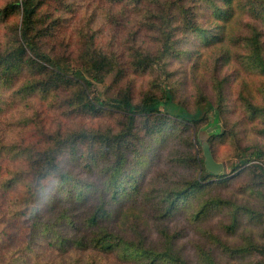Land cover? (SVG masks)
Returning a JSON list of instances; mask_svg holds the SVG:
<instances>
[{"label":"trees","instance_id":"obj_1","mask_svg":"<svg viewBox=\"0 0 264 264\" xmlns=\"http://www.w3.org/2000/svg\"><path fill=\"white\" fill-rule=\"evenodd\" d=\"M50 1L9 0L0 7V20L5 24L10 21L8 38L0 41V100L3 89L13 86L22 75L24 79L13 91L20 101L35 93L58 102L63 94L61 106L71 112L93 114L109 108L123 117L118 128L46 130L39 150L6 142L0 135V161L22 158L27 162V168H16L9 177L1 174L0 179L5 190L21 188L14 215L29 222L21 247L0 264H43L36 248L44 244L61 253L59 264H107L110 255L122 264H192L177 245L178 233L167 226L191 196L199 198L195 213L199 219L211 210L227 209L229 229L239 226L243 217L261 220L262 212L251 204L222 196L225 185H218L220 180L207 171L196 145L200 143L198 129L214 125L218 131L217 114L225 117L222 137L237 138L236 125L226 117L229 105L251 117L241 120L246 130L250 128L252 138L247 145L237 138L232 180L238 179L240 190L262 193L264 0H107L109 11L118 9L125 26L132 13L138 15L134 33L128 32L133 46L138 44L129 55L135 69L161 71L155 87L143 91L138 100L131 86L107 93L104 99L93 95V81L104 82L120 69L123 55L115 50L118 40L105 43L110 47L101 45L91 15L87 34L77 42L61 37L64 30L60 33L58 25L63 18L45 7ZM142 32L151 44L140 42ZM71 45L77 50L71 51ZM72 58L81 65L74 66ZM185 63L195 89L194 99L188 102L178 98L183 82L177 65ZM228 69L239 83L234 98L228 91V74H219ZM242 73L256 78L247 80ZM202 79L212 87L213 96L207 95ZM205 101L211 106L200 112L198 105ZM214 135L209 143L217 159ZM163 146L168 155L173 150L166 162L173 164H166L165 170L161 163L167 154L154 164ZM153 147L148 162L156 168L145 184L138 176L147 167L145 158ZM61 157L77 163L89 159L94 167H101L99 173L110 174L102 184L89 181L64 167ZM176 167L198 173L188 178L182 174L180 180L171 176ZM48 180L54 184L51 191L46 189ZM121 190L129 194L130 202L119 200ZM61 201L65 204L59 207ZM87 205L90 209L83 215ZM57 208L51 218L49 213ZM146 224L155 228L156 242L145 233ZM65 226L72 230L65 231ZM218 241L232 256L264 254V243L253 239L233 248ZM201 251L204 264H221L211 251Z\"/></svg>","mask_w":264,"mask_h":264},{"label":"rangeland","instance_id":"obj_2","mask_svg":"<svg viewBox=\"0 0 264 264\" xmlns=\"http://www.w3.org/2000/svg\"><path fill=\"white\" fill-rule=\"evenodd\" d=\"M9 0H0V7L4 6ZM45 7H50L52 11H55L57 15L63 19L58 25V30H64L60 36L67 37L72 42H77L80 36L87 34V18L91 15L94 19V27L98 30V42L106 47H110L109 42L111 39H117L116 52L122 57V63L120 69L111 73L104 82L93 81L92 89L93 95H97L100 98H105L108 94H115L120 88L131 86L133 88V94L135 100L142 97V92L147 90L149 87L154 88L158 78L161 76L159 68L142 72L135 69L130 62V51L133 49V38L129 36V33H134L132 28L134 26L135 19L138 15L131 14L129 21L125 24L121 21L118 14V9L114 8L109 11L107 0H52L45 3ZM252 14V13H251ZM250 15V14H249ZM248 15V18H249ZM10 21L2 22L0 20V41L4 42L8 38V28ZM100 30V32H99ZM83 32V33H82ZM127 32V33H126ZM140 42L143 44H151V39L146 33L140 34ZM84 39V37H83ZM196 41V39L194 38ZM61 43V41H58ZM76 45H71V51L77 50ZM73 65L78 67L81 62L72 58ZM180 69L179 76L182 78L178 98L180 100H186L187 102L193 100L192 93L194 92V86L190 79H188L189 65L178 64ZM231 70L228 69L225 72H219L220 75L228 74L227 86L230 92L231 98L235 97L237 89H239V83L234 80L231 75ZM243 74V73H242ZM231 75V76H230ZM209 76V73L207 74ZM247 80L251 78L247 74ZM89 78L86 75V78ZM24 79V76H19L17 81L11 87H6L3 90L0 100V135L6 142L17 144L22 148H28L30 150H39L43 147V132L46 130L55 129H71L79 126L87 128H104L112 127L118 128L120 121L122 120V113L116 112L113 109H102L96 113H75L67 110L61 106V100L63 94H59L57 98L58 102H52L53 97L44 98L39 94L28 95L25 101H20L13 95V91L19 86V83ZM238 79V78H237ZM264 79V78H263ZM201 82L205 85L207 95L213 96L212 87L206 81L202 79ZM264 88V84L262 86ZM108 93V94H107ZM202 102L198 107L206 104ZM229 109L226 112V117L229 118L232 124L236 125L237 138H241V142L247 145L252 138V132L250 128L246 130V125L242 124L243 118L248 117L242 111L235 112L229 105ZM25 118L26 124L22 123V119ZM221 132L217 135L216 155L217 161L223 162L225 165L224 172L213 176L214 180H220L218 185H225L221 190V194L227 198H234L238 202H247L254 208L262 212L261 220H252L249 217H243L239 226L235 229H229L228 226L231 223V216L227 209L211 210L203 218H197L196 212L198 210L197 198L191 196L187 199V202L182 204L179 211L174 217L167 221V226L170 232H177L178 239L177 245L179 246L182 254L188 258L192 264H204L201 250H209L217 258L221 264H264V254L258 253H245L240 255L232 256L229 253L223 251L219 241L229 245L230 247L244 246L248 242V239H253L259 243H264V187L261 188L262 193L254 192L253 190L243 191L240 190V184L238 179L232 180L234 173L232 172V164L237 162V157L234 156L236 150L235 145L237 144V138L226 140L222 135L226 131L225 117L221 115ZM182 135L180 131H178ZM199 129L197 130V134ZM213 137V136H212ZM211 138V137H210ZM171 139H169L170 142ZM172 142V141H171ZM196 145V144H195ZM196 147L202 151V160L204 162V153L201 143H198ZM166 146L159 150V155L156 157L154 164L159 161L161 156H165L167 152ZM155 148L147 152L145 163L147 167L142 170L139 182H146L151 177L153 170L156 168L153 163H150V153H154ZM171 151V152H170ZM171 155H166L162 161V166L173 162L169 161V157L173 156V150L168 151ZM64 167L75 172L80 177H87L89 181L100 182L101 184L107 179L108 175L104 174L103 171L99 173L101 167H94L93 162L89 159L81 160V162L68 161L67 157H61ZM205 165V164H204ZM101 166V165H100ZM16 168H27V162L22 158L10 160L9 158L2 159L0 161V175L7 174L9 177L12 170ZM167 165L164 167V170ZM10 170V171H9ZM192 170V169H191ZM197 170L192 172L186 171V168L179 167L174 169L171 173L172 177L178 176L180 180L182 174L189 176H196ZM181 175V176H180ZM3 178V177H2ZM105 179V180H104ZM46 184L47 190H52L53 183L48 180ZM162 182V181H161ZM2 181L0 179V263L8 258V254L12 251H16L21 247L26 239L27 232L29 230V222L26 219L16 217L14 205L21 195V188L19 186L5 190L2 187ZM53 194H57V189L53 191ZM119 200H123L126 203L130 202L129 194H125L121 190ZM129 199V200H128ZM45 201V200H44ZM43 201V202H44ZM65 201L59 202V207L64 205ZM128 204L125 205L127 207ZM58 207V208H59ZM57 210L49 213L50 217L53 218ZM90 207L87 205L82 209L83 215L84 210H89ZM80 210V209H79ZM80 212V211H79ZM149 226L148 224L145 225ZM72 230L70 226H65L64 230ZM148 236L153 238V242H156V230L153 226H149L144 229ZM36 251H40V262L43 264H59V257L61 253L53 252L46 244L36 248ZM107 264H122L121 260L114 257V255L108 256L106 260Z\"/></svg>","mask_w":264,"mask_h":264},{"label":"water","instance_id":"obj_3","mask_svg":"<svg viewBox=\"0 0 264 264\" xmlns=\"http://www.w3.org/2000/svg\"><path fill=\"white\" fill-rule=\"evenodd\" d=\"M211 106L210 101L206 102V104L199 107L200 112H204L208 110ZM217 118H219V127L218 131L216 130V126L214 125H207L202 128H200L198 137L200 140V143L203 147V153H204V164L207 168V171L212 175L221 174L224 172L225 165L223 162H219L215 159L213 152L211 150V146L209 143V139L213 134H219L221 132V115L217 114Z\"/></svg>","mask_w":264,"mask_h":264}]
</instances>
